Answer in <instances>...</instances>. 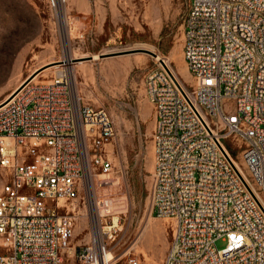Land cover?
Instances as JSON below:
<instances>
[{
  "label": "built area",
  "instance_id": "2783aa9c",
  "mask_svg": "<svg viewBox=\"0 0 264 264\" xmlns=\"http://www.w3.org/2000/svg\"><path fill=\"white\" fill-rule=\"evenodd\" d=\"M182 55L190 84L163 58L144 78L151 213L172 221L163 264H264V0H188ZM114 136L108 112L74 97L65 73L25 81L0 102V264H64L75 204L83 194L94 205L96 185L108 182L96 177L111 171ZM102 221L79 252L89 264L109 251L102 238H114L118 220Z\"/></svg>",
  "mask_w": 264,
  "mask_h": 264
},
{
  "label": "rangeland",
  "instance_id": "374dc122",
  "mask_svg": "<svg viewBox=\"0 0 264 264\" xmlns=\"http://www.w3.org/2000/svg\"><path fill=\"white\" fill-rule=\"evenodd\" d=\"M187 7L188 0H64L63 24L60 5L50 0H0V101L36 70V80H48L57 69H45L61 64L73 96L103 107L115 125V136L105 146L111 171L96 177L109 180L96 185L94 205L83 194L77 199L71 252L64 253V264H89L79 252L92 242V223L98 218L103 225L118 220L114 238H102L114 256L110 264H125L130 257H137L139 264H163L172 221L151 213L154 110L144 88L145 75L157 60L139 51L104 54L148 49L190 84L182 55ZM93 55L97 57L79 59ZM66 57L73 58L68 65ZM225 143L238 144L232 137ZM231 153L248 175L239 149ZM7 177L0 167V187ZM222 244L217 242L218 247Z\"/></svg>",
  "mask_w": 264,
  "mask_h": 264
},
{
  "label": "bare ground",
  "instance_id": "6f19581e",
  "mask_svg": "<svg viewBox=\"0 0 264 264\" xmlns=\"http://www.w3.org/2000/svg\"><path fill=\"white\" fill-rule=\"evenodd\" d=\"M61 2H62V0H59V5H60V13H58L59 14V18H60V21L64 24V22H66V20H65V13H64V10L61 8ZM66 24V23H65ZM65 30V29H64ZM154 57H155V59L156 60H161L162 58L160 57V55H158V54H156V53H154V55H153ZM72 57V56H71ZM97 57V55H93L92 56V58H96ZM67 58V57H66ZM164 59V58H163ZM71 60H73V58H67V59H65V64H67L68 65V63H71ZM164 61L167 63V60L166 59H164ZM168 64V63H167ZM72 66V65H71ZM71 66H69V68H71ZM66 67V66H65ZM50 68H55V69H57L56 70V73L57 74H60V73H64L63 72V70L61 69V68H63V67H61V64H55V65H53V66H51V67H48L47 69H45V70H48V69H50ZM44 70V71H45ZM184 70V69H183ZM176 72V74L178 75V78L180 79V80H182L181 79V75H180V73L178 72V71H175ZM184 75V74H183ZM39 76V74H36V75H34L33 76V80H36L37 79V77ZM186 76V75H185ZM182 82H184V81H182ZM22 84V83H21ZM21 84H19L16 88H14L11 92H9L8 94H6L5 96H4V98L0 101V102H2V101H4V100H6L7 98H9L11 95H12V93L21 85ZM234 160V159H233ZM234 163H235V165L237 166V168L239 169V171L241 172V173H243V174H245L244 173V171L242 170V168L240 167V165L234 160ZM96 199V198H95ZM96 205V204H95ZM97 210V209H96ZM98 213V212H97ZM80 225V224H79ZM93 233V232H92ZM114 258V256H113V254H112V252H110V251H106L105 252V254H103V256H102V259L101 260H99V264H105V262L107 261V260H110V259H113ZM103 260V261H102Z\"/></svg>",
  "mask_w": 264,
  "mask_h": 264
},
{
  "label": "water",
  "instance_id": "95a60500",
  "mask_svg": "<svg viewBox=\"0 0 264 264\" xmlns=\"http://www.w3.org/2000/svg\"><path fill=\"white\" fill-rule=\"evenodd\" d=\"M145 52V53H148V54H151V55H154V52L148 50V49H145V48H134V49H129V50H122V51H118V52H112V53H108V54H104V55H118V54H122V53H132V52ZM91 59L92 56H88V57H85V58H79V59ZM40 70H36L35 72H33L27 79L26 81L30 80L31 77H33L35 74H37Z\"/></svg>",
  "mask_w": 264,
  "mask_h": 264
}]
</instances>
